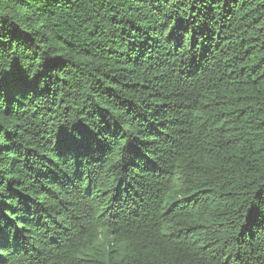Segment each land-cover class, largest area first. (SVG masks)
Returning <instances> with one entry per match:
<instances>
[{"label":"trees","instance_id":"16d2710c","mask_svg":"<svg viewBox=\"0 0 264 264\" xmlns=\"http://www.w3.org/2000/svg\"><path fill=\"white\" fill-rule=\"evenodd\" d=\"M0 264H264V0H0Z\"/></svg>","mask_w":264,"mask_h":264}]
</instances>
